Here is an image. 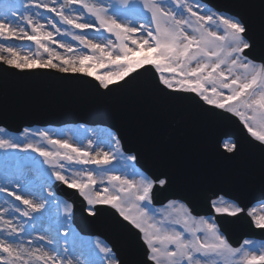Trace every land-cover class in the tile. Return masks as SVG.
<instances>
[{
	"label": "snow or ice",
	"instance_id": "1",
	"mask_svg": "<svg viewBox=\"0 0 264 264\" xmlns=\"http://www.w3.org/2000/svg\"><path fill=\"white\" fill-rule=\"evenodd\" d=\"M0 65L92 78L98 101L133 92L210 134L231 124L211 151L240 188L202 214L195 158L115 125L0 127V264H264V239L229 231L264 234V0H0ZM77 212L109 230L82 235Z\"/></svg>",
	"mask_w": 264,
	"mask_h": 264
},
{
	"label": "rangeland",
	"instance_id": "2",
	"mask_svg": "<svg viewBox=\"0 0 264 264\" xmlns=\"http://www.w3.org/2000/svg\"><path fill=\"white\" fill-rule=\"evenodd\" d=\"M16 43H17V45H20L21 44V42H19V41H17ZM25 47H27L26 42H25ZM28 50H34V48H28Z\"/></svg>",
	"mask_w": 264,
	"mask_h": 264
}]
</instances>
